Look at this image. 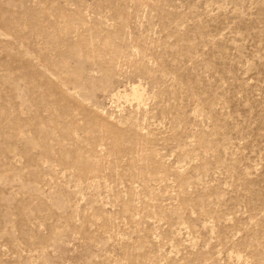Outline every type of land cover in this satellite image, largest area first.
I'll use <instances>...</instances> for the list:
<instances>
[{"label":"rangeland","instance_id":"1","mask_svg":"<svg viewBox=\"0 0 264 264\" xmlns=\"http://www.w3.org/2000/svg\"><path fill=\"white\" fill-rule=\"evenodd\" d=\"M0 264H264V0H0Z\"/></svg>","mask_w":264,"mask_h":264}]
</instances>
